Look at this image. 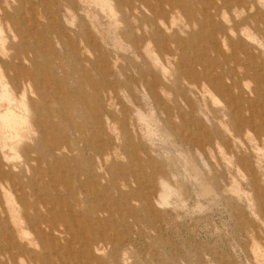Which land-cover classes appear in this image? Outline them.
<instances>
[{"label":"rangeland","instance_id":"374dc122","mask_svg":"<svg viewBox=\"0 0 264 264\" xmlns=\"http://www.w3.org/2000/svg\"><path fill=\"white\" fill-rule=\"evenodd\" d=\"M10 55L49 132L43 264H264V0H0Z\"/></svg>","mask_w":264,"mask_h":264},{"label":"bare ground","instance_id":"6f19581e","mask_svg":"<svg viewBox=\"0 0 264 264\" xmlns=\"http://www.w3.org/2000/svg\"><path fill=\"white\" fill-rule=\"evenodd\" d=\"M13 59L17 57L10 55L6 60L0 57V108L3 107L0 109V264H20L16 262L17 255L22 264L30 257L34 264H43L31 248L34 241L41 244L46 240L45 229H51L47 220L52 222L54 218L41 215V219H35L29 211L39 213L54 206L49 200L54 194L51 171L39 165L38 153L36 155L40 134L48 138L49 132L38 130L36 126L38 115L33 107L34 99L28 95L34 91L32 73L22 63L25 70L15 75L17 82L12 73H7L6 67L9 64L11 68ZM17 156L28 173L15 163ZM41 186L47 187V197H43ZM17 227L20 235L15 232ZM27 230L33 233L32 238Z\"/></svg>","mask_w":264,"mask_h":264}]
</instances>
